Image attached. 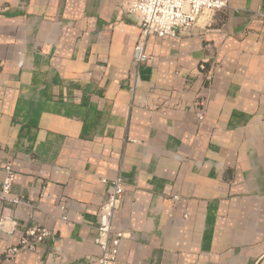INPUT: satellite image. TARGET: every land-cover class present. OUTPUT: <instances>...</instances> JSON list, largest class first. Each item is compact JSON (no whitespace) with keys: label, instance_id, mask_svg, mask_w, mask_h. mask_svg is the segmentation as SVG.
<instances>
[{"label":"crops","instance_id":"crops-1","mask_svg":"<svg viewBox=\"0 0 264 264\" xmlns=\"http://www.w3.org/2000/svg\"><path fill=\"white\" fill-rule=\"evenodd\" d=\"M139 33L120 0H0V264H97L117 176V264H264V0L137 63Z\"/></svg>","mask_w":264,"mask_h":264},{"label":"built area","instance_id":"built-area-1","mask_svg":"<svg viewBox=\"0 0 264 264\" xmlns=\"http://www.w3.org/2000/svg\"><path fill=\"white\" fill-rule=\"evenodd\" d=\"M126 14L132 16L140 28L137 42L133 48V59L140 63L150 56L145 52V43L149 36L190 34L195 28H206L211 24L214 14L223 12L228 7V0H120ZM198 17L200 27H191L190 18ZM196 116L199 124L203 123L205 112L201 103L197 104ZM5 177L2 184L1 197L14 203L22 202L10 194L14 180V170L10 163L5 164ZM106 182V179H102ZM124 192V183L120 176L111 180V190L99 209L97 226V243L101 255L97 264H117L120 241L123 232L116 231L112 226L115 210L119 207ZM4 220H0L2 229ZM49 234L46 228H31L20 240V246H14L5 251V255L13 256L23 247L32 248L36 242Z\"/></svg>","mask_w":264,"mask_h":264},{"label":"bare ground","instance_id":"bare-ground-1","mask_svg":"<svg viewBox=\"0 0 264 264\" xmlns=\"http://www.w3.org/2000/svg\"><path fill=\"white\" fill-rule=\"evenodd\" d=\"M190 26L191 27L200 26V20L198 19V17H191L190 18Z\"/></svg>","mask_w":264,"mask_h":264}]
</instances>
